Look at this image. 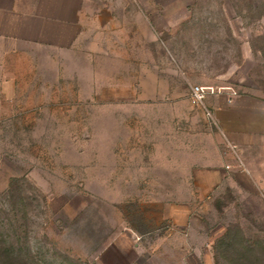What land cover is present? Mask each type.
<instances>
[{
	"label": "rangeland",
	"instance_id": "rangeland-1",
	"mask_svg": "<svg viewBox=\"0 0 264 264\" xmlns=\"http://www.w3.org/2000/svg\"><path fill=\"white\" fill-rule=\"evenodd\" d=\"M135 5L162 16L136 59L77 51L0 99V264H174L181 247L191 264H264V188L190 180L226 150L192 86L264 94V0Z\"/></svg>",
	"mask_w": 264,
	"mask_h": 264
},
{
	"label": "crops",
	"instance_id": "crops-1",
	"mask_svg": "<svg viewBox=\"0 0 264 264\" xmlns=\"http://www.w3.org/2000/svg\"><path fill=\"white\" fill-rule=\"evenodd\" d=\"M135 2L0 0V99L15 100L14 92L19 91L25 76L39 73L42 66L57 71L61 66L58 60L72 59L77 51L85 59L95 56L98 68L118 65L120 59L131 57L129 52L136 59L138 41L155 38L153 16L159 17L160 10L136 6ZM182 21L166 22L162 28ZM222 88L207 97L206 104L214 115L218 146L226 150L216 151L193 167L190 180L196 186L215 187L240 173L244 174V186L264 188V94ZM175 202L169 210L165 200L164 217L171 222V229H180L184 236L183 205L179 199ZM183 250L181 247V257L174 264H191ZM195 257L199 261L198 255Z\"/></svg>",
	"mask_w": 264,
	"mask_h": 264
},
{
	"label": "built area",
	"instance_id": "built-area-1",
	"mask_svg": "<svg viewBox=\"0 0 264 264\" xmlns=\"http://www.w3.org/2000/svg\"><path fill=\"white\" fill-rule=\"evenodd\" d=\"M222 87L195 85L191 88V99L200 107L211 123L215 124L213 112L208 108L206 99L209 95L220 93ZM231 90V88H230ZM233 91V90H232Z\"/></svg>",
	"mask_w": 264,
	"mask_h": 264
}]
</instances>
